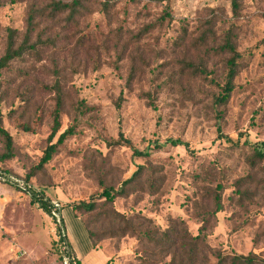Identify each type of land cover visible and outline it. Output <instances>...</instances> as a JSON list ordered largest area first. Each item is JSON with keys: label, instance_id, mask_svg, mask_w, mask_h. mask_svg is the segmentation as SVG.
Masks as SVG:
<instances>
[{"label": "rangeland", "instance_id": "1", "mask_svg": "<svg viewBox=\"0 0 264 264\" xmlns=\"http://www.w3.org/2000/svg\"><path fill=\"white\" fill-rule=\"evenodd\" d=\"M53 2L73 0H0V58L9 31L19 46L35 15L31 49L3 74L12 149L0 135V168L28 177L63 207L71 255L81 264L157 263L142 236L123 234L129 226L116 213L162 231L182 220L197 236L195 203L223 181V211L209 246L264 258V161L250 163L252 148L264 146V0H243L237 18L223 0H83L73 15L54 11ZM231 27L242 59L236 89L217 111L219 91L205 77L225 83L229 54L222 47ZM59 97L60 133L72 128L74 135L40 166ZM139 166L145 172L128 195L113 202L102 196ZM82 202L95 204L81 214L99 240L92 252L77 232L70 237L72 207ZM55 219L30 194L0 181V264H62Z\"/></svg>", "mask_w": 264, "mask_h": 264}, {"label": "trees", "instance_id": "2", "mask_svg": "<svg viewBox=\"0 0 264 264\" xmlns=\"http://www.w3.org/2000/svg\"><path fill=\"white\" fill-rule=\"evenodd\" d=\"M83 0H73L72 3H56L53 2L54 11H69L71 15L77 12L79 8H82ZM156 1H168L171 0H156ZM229 2L232 8L233 18H237L240 15V11L242 8L243 0H223ZM169 10H166V16H170ZM35 16V15H34ZM33 14L29 16V27L27 32L24 35L23 43L19 46L16 44V36L17 32L10 30L8 35L7 46L5 49L4 55L0 58V135L5 139L7 150L10 152L12 149V137L3 127V114L1 110V104L3 99V74L6 70L9 69L12 62L15 60L21 59L24 54L31 49L32 46L28 45L31 41V36L34 30V20L35 17ZM233 27L226 33L223 51L229 54V58L227 60V74L225 77V83L221 84L218 80H216L213 76H206V80L219 91L214 97L213 105L216 110L219 111V108L224 107L230 101L235 89V79L239 72L240 60L242 59V55L237 51L234 35H233ZM205 72V70H204ZM54 90L61 96V87L59 83L54 85ZM63 102L61 97L58 98L56 103L55 112L53 115V127L51 134L48 138V146L44 151V156L41 159L40 166H44L49 161L52 160L53 156L57 153L59 146H61L69 137L74 135V130L72 128L67 129L63 133H60L61 129V116L63 112ZM219 121H221V116L218 115ZM219 132L221 128L219 127ZM60 133V134H59ZM59 134V136H58ZM58 136V137H57ZM57 137L56 143H53L55 138ZM122 138V137H121ZM220 138H224L220 135ZM124 144H130L129 141L125 139H121ZM230 142V139H226ZM252 158L250 163L254 166L255 163H260L264 161V146H258L257 148H252ZM135 155L140 157H148L149 153L138 152L135 151ZM7 158H10V153ZM1 172L9 173L6 170L0 168ZM145 172L144 166H139L138 170L132 175L131 178L127 179L123 182L121 188L115 190L114 188H107L103 192V197L106 198L108 202H113L116 197H124L129 194L127 189L131 187L134 183H136L139 179L142 178L143 173ZM10 174V173H9ZM30 179L28 177L25 178V182L30 186ZM216 187L212 189L211 194H207L206 198L202 201L195 203V209H198V218L201 220V226L199 230V234L197 236H193L186 223L182 220L173 221L171 225L166 230H160L158 228L153 227V223L150 220H144L141 223L138 219L134 220L127 216L116 213L121 221L126 223L129 226V231L124 230L123 234H128L129 232L136 237L142 236L144 242H146L148 246V252L151 253V258L156 259L158 262H165V264H264V258L251 253L249 255H228L221 252L213 251L208 244L207 235L212 230L216 222V215L223 211L222 204V196L225 192L226 185L222 181L216 183ZM237 194L244 196L248 190L241 191L238 189ZM28 193L34 198V202L40 204V207L53 219L52 212L58 211L57 208L52 204V202L45 197L44 191L40 189H36L34 187L29 188ZM211 203V206L209 205ZM63 207H61L62 210ZM73 210L77 212V217L82 221L87 233L89 240L94 249H97V241H99L93 233V231L88 226L84 217L81 216L83 213V209L87 212H92L95 209L94 203H86L82 202L77 206L72 207ZM200 212V213H199ZM56 220V219H55ZM56 222H58L56 220ZM58 227L59 233V243L64 244L70 252L71 248L69 244L66 242L65 236H63L65 227L64 222L61 218ZM152 228V231L145 230ZM167 259H169L167 261ZM213 259V262H211ZM150 263V264H157ZM72 264H81V262L75 259L72 256ZM106 264H110L107 262ZM144 264H148L147 262Z\"/></svg>", "mask_w": 264, "mask_h": 264}, {"label": "built area", "instance_id": "3", "mask_svg": "<svg viewBox=\"0 0 264 264\" xmlns=\"http://www.w3.org/2000/svg\"><path fill=\"white\" fill-rule=\"evenodd\" d=\"M0 181L19 189V191H21V192H26V193H28L29 188L32 187L28 183H26L24 180L12 175V174L4 173L1 171H0ZM53 205L58 210V211L54 210L52 212L53 216L56 218L58 215L59 216L61 215V206L59 207L58 204H56V205L53 204ZM60 220H61V217H59L57 221L60 222ZM63 249L65 250V252H64L65 255L61 257L62 258V264H72V257L70 256V252H69L68 248L66 246H64Z\"/></svg>", "mask_w": 264, "mask_h": 264}, {"label": "crops", "instance_id": "4", "mask_svg": "<svg viewBox=\"0 0 264 264\" xmlns=\"http://www.w3.org/2000/svg\"><path fill=\"white\" fill-rule=\"evenodd\" d=\"M65 217V216H64ZM63 217V210H61V218L64 219ZM67 217H65L64 221L66 220ZM68 220V219H67ZM68 226H69V232H70V237L73 240H76V232L77 235L79 234L80 236H82L84 239H86V244H87V248L89 250V252L94 251V248L90 242V240H87L88 238V233L82 223V221L80 220V218L78 217H73V219L71 220V222L68 220ZM83 228L85 230L86 233H84ZM79 231V232H78ZM68 239V237L66 238ZM89 239V238H88ZM70 246V244H69ZM83 258H81L80 256L78 257V260H82ZM85 260V259H84Z\"/></svg>", "mask_w": 264, "mask_h": 264}]
</instances>
